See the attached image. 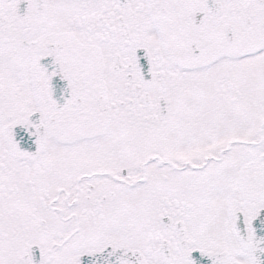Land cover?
Segmentation results:
<instances>
[{
    "label": "snow or ice",
    "instance_id": "1",
    "mask_svg": "<svg viewBox=\"0 0 264 264\" xmlns=\"http://www.w3.org/2000/svg\"><path fill=\"white\" fill-rule=\"evenodd\" d=\"M0 264H264V0H0Z\"/></svg>",
    "mask_w": 264,
    "mask_h": 264
}]
</instances>
